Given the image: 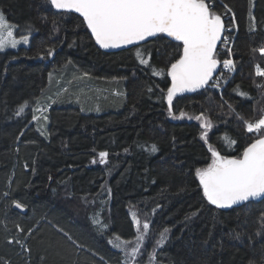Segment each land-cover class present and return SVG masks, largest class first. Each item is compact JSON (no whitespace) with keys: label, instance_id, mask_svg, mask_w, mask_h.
Instances as JSON below:
<instances>
[{"label":"trees","instance_id":"16d2710c","mask_svg":"<svg viewBox=\"0 0 264 264\" xmlns=\"http://www.w3.org/2000/svg\"><path fill=\"white\" fill-rule=\"evenodd\" d=\"M216 1L215 13L226 8L236 22V74L221 96L173 99L170 114L167 71L181 45L159 36L104 54L79 17L48 0H0L16 38H30L0 54V264H124L109 241L135 244L131 215L140 232L150 225L136 264H261L264 200L214 208L195 175L212 162L210 149L238 158L259 138L245 122L264 116V0ZM46 112L42 137L36 122Z\"/></svg>","mask_w":264,"mask_h":264},{"label":"snow or ice","instance_id":"6c2138e0","mask_svg":"<svg viewBox=\"0 0 264 264\" xmlns=\"http://www.w3.org/2000/svg\"><path fill=\"white\" fill-rule=\"evenodd\" d=\"M49 2L57 10L79 13L101 48H117L156 36L158 33H164L180 42L182 52L179 59L171 63L167 71L172 81L166 97L170 114L173 97L177 93L192 91L208 83L218 63L215 50L217 41L221 39V33L224 31V24L221 16L210 10L213 5L207 0H49ZM26 30L30 31V26ZM5 32L7 37H13L14 29L0 13V51L7 47L15 48L21 42L6 39ZM22 42L28 43V37L23 36ZM259 52L264 55V48H260ZM48 54L51 55V51ZM141 63L147 62L141 60ZM224 66L230 71L233 70L231 60H224ZM257 75L264 76V70L257 67ZM26 107L27 102L20 105L15 115L20 116ZM183 115L181 113V116ZM202 118L196 117L198 120ZM33 119L36 117L33 116ZM245 125L249 133L256 132L259 138L249 143L238 158L221 156L216 150L210 149L212 162L205 168L196 169L195 175L203 191V197L217 208H230L241 202L264 199V116L255 122L246 121ZM204 126L211 125H202ZM201 138L206 140L205 135ZM156 150V146L151 145V151ZM107 155V152L99 153L101 163H105ZM14 203L16 208H22L19 202ZM134 222L139 226V220ZM149 230L148 222L143 224L142 232L138 228L136 246L130 251L127 242L123 248L120 244L114 245L125 253L124 264H136L137 257L142 254L143 242ZM168 231L165 229L161 233L160 239L156 242L157 248L163 247ZM257 235H260V232ZM234 238L239 239L240 234L237 233ZM151 259H155V253ZM261 264H264V258Z\"/></svg>","mask_w":264,"mask_h":264},{"label":"built area","instance_id":"2783aa9c","mask_svg":"<svg viewBox=\"0 0 264 264\" xmlns=\"http://www.w3.org/2000/svg\"><path fill=\"white\" fill-rule=\"evenodd\" d=\"M208 3L212 4L213 7L210 9L211 11L215 12V2L218 3L216 0H207ZM219 4V3H218ZM223 7V6H222ZM224 12L221 16L222 21L224 22V36L223 39L217 49L216 57L219 61V75L212 80L207 85V91L209 92H217L221 96L223 89L228 85L230 80L228 81L227 78L229 76H235L236 68L233 64V70H228L224 66V60H232V49L233 44L235 41V36L237 33V26L233 14L228 9L224 8ZM228 58V59H227Z\"/></svg>","mask_w":264,"mask_h":264},{"label":"water","instance_id":"95a60500","mask_svg":"<svg viewBox=\"0 0 264 264\" xmlns=\"http://www.w3.org/2000/svg\"><path fill=\"white\" fill-rule=\"evenodd\" d=\"M48 3L50 4L49 0H48ZM51 6V4H50ZM51 8L56 11V12H60V13H67V14H72V15H75L77 17H79L82 21H83V17L80 16L79 13H76L75 11H65V10H57L55 8H53L51 6ZM85 24V23H84ZM86 28H87V25L85 24ZM88 32H89V35L91 37V39L94 41V43L96 44V47L97 49L104 53V54H117V53H121V52H125V51H130L132 49H136L138 47H141V46H144L146 44H148L149 42L157 39L159 36H164L170 43H173V44H176V45H181L182 44L178 41H175L174 39H172L171 37H168L166 34L164 33H158L156 36H153V37H146L145 40H142V41H137V42H133L132 44H128V45H121L120 47H117V48H101L95 41V38L92 36L91 34V31L87 28ZM223 36H224V31L221 33V39L217 41V47H216V50H215V53L217 52V49L223 39ZM219 74V65L217 63L215 69L213 70L212 72V76L211 78L209 79L208 83L204 84L203 86L195 89V90H192V91H184V92H180V93H177L176 96L173 97V99L175 98H181V97H187V96H192V95H195V94H199L201 92H204L207 88V85L212 81L214 80ZM170 83L172 84V81H171V77H170ZM171 87V85H170ZM168 103V101H167ZM169 106V104H168ZM264 199H257V200H251V201H248V202H241V203H238L236 205H233L232 207L230 208H217L215 205H211L212 207L214 208H217V209H220V210H224V211H228V210H232L234 208H238L240 206H243V205H246V204H249V203H259L261 201H263ZM14 210L15 211H18L20 212L21 214H24V210H22L21 208H16L14 207Z\"/></svg>","mask_w":264,"mask_h":264},{"label":"rangeland","instance_id":"374dc122","mask_svg":"<svg viewBox=\"0 0 264 264\" xmlns=\"http://www.w3.org/2000/svg\"><path fill=\"white\" fill-rule=\"evenodd\" d=\"M13 29H14V27H13ZM5 38L6 39H9V40H11V39H15V40H17V41H21L20 43H18L17 44V46L15 47V48H11V47H7V48H5V50L4 51H0V54H5V53H7V52H10V51H17L18 49H20V48H27L28 46H29V41H30V38L28 37V43H23L22 42V39H18V38H16V36H15V29H14V34H13V37H7V34H6V32H5ZM63 73V72H62ZM59 74V75H54V76H52V78H51V80H50V82L52 83V85L51 86H56L57 85V83L56 82H58L59 83V81L61 80V79H63V74ZM234 76H229L228 78H227V80L229 81V80H231L232 78H233ZM81 79H84V80H86L85 78H81ZM67 80V79H66ZM65 80V81H66ZM87 81V83H90V81H88V80H86ZM100 88H102V90H104V91H107V90H109L110 88L109 87H107L105 84H99L98 85ZM67 87V86H66ZM95 91V90H94ZM46 114H47V112L46 113H43V114H41L40 115V118L39 119H37V122H36V130L39 132V134L42 136V137H44L43 136V134H45L46 132H47V129H48V124H47V119H46ZM131 219H132V222H133V224H134V227L136 228V231H138V227H137V224L134 222V218H133V216L131 215ZM168 235H169V233L167 232L166 233V236L168 237ZM167 241V239L165 240V243H164V245L167 243L166 242ZM117 244H119V243H117ZM123 244V243H122ZM122 244H120L121 245V248H123L124 247V245H122ZM111 247L113 248V249H115L116 250V248L114 247V241L113 242H111ZM163 245V246H164ZM129 246V245H128ZM136 246V241H135V244L134 245H132V246H129L130 247V250H131V248H133V247H135ZM21 247V251L24 249V246L23 245H21L20 246ZM160 248H162V247H160ZM118 249V248H117ZM120 250V249H119ZM129 250V251H130ZM121 251V250H120ZM121 252H123V251H121ZM124 253V252H123ZM139 257V256H138ZM137 257V258H138ZM137 260V259H136ZM151 264V263H150Z\"/></svg>","mask_w":264,"mask_h":264}]
</instances>
